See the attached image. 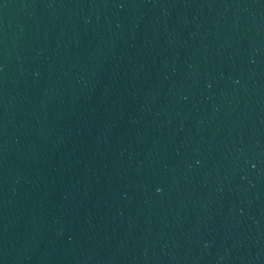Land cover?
Returning <instances> with one entry per match:
<instances>
[{
    "label": "water",
    "instance_id": "water-1",
    "mask_svg": "<svg viewBox=\"0 0 264 264\" xmlns=\"http://www.w3.org/2000/svg\"><path fill=\"white\" fill-rule=\"evenodd\" d=\"M264 0H0V264H21Z\"/></svg>",
    "mask_w": 264,
    "mask_h": 264
}]
</instances>
